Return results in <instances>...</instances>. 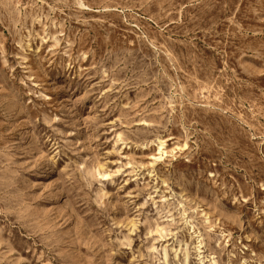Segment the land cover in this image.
<instances>
[{
    "label": "rangeland",
    "instance_id": "rangeland-1",
    "mask_svg": "<svg viewBox=\"0 0 264 264\" xmlns=\"http://www.w3.org/2000/svg\"><path fill=\"white\" fill-rule=\"evenodd\" d=\"M0 264H264V0H0Z\"/></svg>",
    "mask_w": 264,
    "mask_h": 264
}]
</instances>
